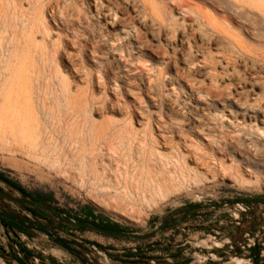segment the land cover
<instances>
[{
    "label": "rangeland",
    "instance_id": "1",
    "mask_svg": "<svg viewBox=\"0 0 264 264\" xmlns=\"http://www.w3.org/2000/svg\"><path fill=\"white\" fill-rule=\"evenodd\" d=\"M13 1L23 6L29 4L32 8L30 12L32 18H35L38 25L43 11L49 27L53 30L52 43H55V47L52 48L49 42L38 36L30 52L37 56L36 54L42 49H46L50 57L57 58V62L46 66L34 65L32 62L24 65L8 64L0 54L1 92L4 85L11 81V75L22 66V73L27 74L28 82L31 80L36 83L37 81L38 85H41L34 88L40 96L47 94L63 96L61 95L62 89L68 84L71 96L86 97L92 102L95 106L93 117L98 124H101L99 129L101 133L103 130L110 129L113 134L117 135L130 126L139 132L150 133L152 131L160 151L165 155H168L170 151L163 149L162 146L170 150L180 148L184 153L186 151L192 153L188 155L190 162L186 167L180 165L168 173L167 186L161 191L138 190L135 183L121 177L124 168L129 172L133 171L135 164L132 159H135L138 146L136 143L130 146L131 151L129 152L127 147L117 144L102 143L103 145L92 148L88 141L80 149V156L83 158L81 160L78 156V149L72 146L69 139H65L69 128L62 124L59 128L55 126L58 133L57 131L54 133V129L53 136L57 139L55 142L58 147L68 156V162L65 161L67 165L61 164L64 161L55 164L56 158L45 161L39 151L40 145L33 140L27 139L22 145L6 143L0 134V174L32 195H51L53 202L50 205L71 216L79 217L81 209L89 207L93 209L96 217L104 218L123 230L137 234L150 232L161 220L191 205L203 206L264 197L263 138H255L258 146L256 149L244 150L247 161H241L238 158L235 159L239 162L235 159L223 160V170L219 164L220 160L213 157L210 152L207 153L210 157H203L205 160L199 161L194 157V153L199 154L195 148L201 149V144L193 134L196 126L206 128L211 124H216L225 129L237 130L236 125L230 124L234 121L227 111L234 115L236 111L234 103L237 100L243 101L245 96H248V101L255 95L264 100V92H260V88L264 89V74L246 72L244 68L235 65V71L242 80L240 84L236 80H225L218 76L217 83L213 85L223 89L221 101H223L225 111L223 110L222 119L217 102L212 103V98L201 93L205 91L204 88H208V82L202 76L203 69L197 68L195 72L183 73L184 65L180 58L181 53L178 51V40L186 38L191 45L197 42V30L194 29L191 32L186 29L187 23L195 21L192 13L189 17L188 15L183 16L181 20V11L170 6L169 1L152 0L156 7V14L151 15L152 17L149 14L145 22H140L129 8L119 6L120 21L124 22L123 25L134 27L140 35L137 43L140 49L134 51V47L128 44L129 41L117 38L114 33L110 34L100 19L89 15L84 0ZM185 1L190 6L200 4V0ZM55 2L58 3L57 7L62 14V19L58 22L52 20V16L58 14L54 10ZM63 2L68 5V8L63 5ZM77 13L81 14L80 18H87L88 26L77 23L72 26L67 23ZM201 28L200 30H203V27ZM235 30L233 32L240 37V31ZM203 31L208 32L205 28ZM96 35L102 37L101 43L97 45L94 40ZM240 39L249 45L262 48L264 52V40L257 44L258 41L254 42L242 36ZM72 41L79 45H72ZM111 42L113 47L109 44ZM212 48V44L210 47L202 46L206 53H212ZM26 51L21 50L18 55H25ZM173 51H176V55ZM93 60L97 62L94 63ZM216 69L217 72L220 71L218 65ZM5 98L6 96H0V107L4 104ZM201 98L210 106L206 107L198 102ZM68 117L65 119L69 121ZM160 122L169 127L171 131L161 130ZM234 146L239 149L237 144ZM70 149L71 152L68 151ZM93 149L95 150L94 155H90ZM240 149L243 152L241 147ZM89 159L96 165V170L89 167ZM235 209L234 207H222L218 211H209L214 213L211 216H218V220L229 222V214H232ZM207 211L201 210L195 214V217H199L201 227L190 231L191 245L185 246L183 245L187 238L179 236L176 229L167 230L145 241H118L70 228L59 230L58 233L66 238L99 246L113 255L133 248L144 250L155 247L147 257L160 261L183 256L188 259V264H222L202 263V260L193 255L194 244L206 247V244L199 243L204 237L195 233L207 227L206 223L211 218L207 217L206 214H209ZM195 217L191 221L198 220ZM240 220L241 225L233 227L230 233L237 240H240L241 235L248 230L264 226V205L254 207L252 214L249 210L241 213ZM53 226H56L55 222ZM178 228L185 230L186 227L179 226ZM2 232L0 228V245L4 247V251L9 252L7 247L12 246L13 243L4 237ZM31 237L36 238L37 248L46 250L49 259L44 256L43 260H48V264H54L50 261L51 254L58 258L66 256L63 252L57 254L51 252L52 247L40 235L33 234ZM160 247L162 250H158V248L161 249ZM54 250L58 251L57 248ZM202 252L205 253V251ZM79 257L80 260L69 259L64 264H114L95 252L81 251ZM147 257L141 256V260ZM0 264L17 263H6L0 259ZM259 264H264V262Z\"/></svg>",
    "mask_w": 264,
    "mask_h": 264
},
{
    "label": "bare ground",
    "instance_id": "2",
    "mask_svg": "<svg viewBox=\"0 0 264 264\" xmlns=\"http://www.w3.org/2000/svg\"><path fill=\"white\" fill-rule=\"evenodd\" d=\"M167 1L174 9L181 11V20L183 16L187 17L188 15L189 17L191 13L195 16H193L195 21L187 23L186 29L197 30V42L191 45L186 38L178 40V51L181 53L180 58L184 65L183 73L186 71L195 72L197 68L203 69L202 76L208 82V88H204L205 91L201 93L212 98V103L217 102L223 119V110L225 111L223 101H221L223 89L213 85L217 83L218 76L225 80H236L240 84L242 80L235 71V65L244 68L246 72L264 74L263 49L249 45L240 39L242 36L254 42L258 41L257 44L264 40V0H200L201 5L195 6H190L184 0ZM84 2L89 15L100 19L110 34L114 33L117 38L129 41L128 44L134 47L133 50L139 51L137 43L140 40V35L134 27L123 25L124 22L122 23L118 17V8L121 5L129 8L140 22H145L149 14L150 16L156 14V7L152 0H84ZM55 4L54 10L58 14L53 15L52 20L58 22L59 19L61 21L62 14L57 7L58 3L55 2ZM63 5L68 8L65 2ZM52 7L53 5L51 11ZM31 10L29 4L23 6L16 4L13 0H0V54L8 64L24 65L32 62L34 65L46 66L57 62V58L50 57L46 49H40L37 56L31 54L30 48L38 36L49 42L52 48L55 47V43H52L53 30L49 27L43 11L38 25L35 18H32ZM80 15L79 13L75 14L67 23L72 26L74 23L88 26L87 18H80ZM201 27L203 30L204 28L208 30L209 33L200 30ZM234 28L240 31V37L233 32ZM101 38L100 35L94 36L96 45L101 43ZM109 44L113 47L112 42ZM211 44L214 54L203 51L202 46L210 47ZM72 45L79 44L72 41ZM21 50H27L26 54L18 55ZM173 52L176 55V51ZM217 65L220 70L218 72ZM21 67H18L17 71L11 75V81L4 85L3 91L0 90V96H6L4 104L0 107V134L6 143L22 145L26 143L27 139L33 140L37 145H40L39 151L44 160L56 158L55 164H60L62 161L64 162L61 164L65 161L68 162V156L63 153L64 150L58 147L55 142L57 139H54L53 136L54 129V133H56V127L59 128L62 124L69 128L66 136L68 138L65 137V139H69L72 146L78 149V156L81 160L83 158L80 156V149L88 141L92 148L100 144H117L127 147L129 152L131 151L130 146L136 143L138 146L135 159H132L135 164L133 171L129 172L124 168L121 177L135 183L138 190L161 191L167 186L168 173L180 165L186 167L190 162L188 158V155L192 153L190 151L184 153L180 148L170 150L162 146L163 149L170 151L168 155L162 153L152 131L150 133L139 132L128 126L124 132L117 135L113 134L110 129L103 130L101 133L99 131L101 124H98L93 117L95 106L86 97L71 96L68 84L62 89L61 95L63 96L48 94L40 96L34 88L41 85H38L37 81L36 83L31 80L28 82L27 74L22 73ZM30 78L33 79L32 76ZM202 86L201 84L200 87ZM260 92L263 93L264 89L260 88ZM247 97L245 96L243 101L237 100L234 103L236 108L234 115L227 111L234 121L230 124L236 125L237 130L232 129V131L216 124H211L206 128L196 126L193 134L201 144V149L195 148V151L199 152V154L194 153L197 160L210 157L207 155L210 152L213 157L220 160L221 170H223V160L238 158V160L247 161L244 150L258 147L255 138L264 139V100L260 99L258 95H255L250 101ZM198 102L206 107L210 106L203 98L198 99ZM67 116L71 121L65 119ZM162 125L161 130L171 131L169 127ZM162 141L166 142L163 139ZM234 144H237L239 149L241 147L243 152L241 149L240 151L235 148ZM68 151L71 152V149ZM94 152L93 149L90 155H94ZM238 160L237 162H239ZM88 163L89 167L96 170V165L90 159ZM65 164L67 165V163ZM236 262L241 264L240 261Z\"/></svg>",
    "mask_w": 264,
    "mask_h": 264
},
{
    "label": "water",
    "instance_id": "3",
    "mask_svg": "<svg viewBox=\"0 0 264 264\" xmlns=\"http://www.w3.org/2000/svg\"><path fill=\"white\" fill-rule=\"evenodd\" d=\"M24 204L28 205L32 209L41 210L44 212H47L51 217H53L58 224H65L71 229H84L91 232H95L101 236H104L106 238L110 239H123L127 241H145L149 240L165 231L164 229V223L160 222L156 227H154L150 232L145 234H137V233H130V232H124V231H115V230H108L102 227H99L98 225L91 223V222H84V221H74L71 218H68L66 215H64L61 211H59L57 208L51 206L48 203H42V202H34V201H24ZM264 205V197L257 198V199H250V200H238V201H228L224 203L219 204H209V205H203V206H192L189 207L183 211H181L184 214V217L178 220H174L170 224V228L177 227L180 224H182L186 219L187 216L193 212V211H199V210H217L221 207H235V206H242L243 208L250 211L252 214V209L256 206ZM175 213H173L174 215ZM0 218L8 220L17 226L21 227L22 229L26 231L33 232L34 234H38L41 237H43L46 242L52 247L51 252L58 253L63 252L66 256L64 258H58L54 256V254H51V261L53 262H60L61 264H64L66 260L77 258L80 260L79 253L81 251L83 252H95L99 256H104L106 259L112 261L114 264H150L151 261H144L140 259H124L122 256L124 253H117L113 255L112 253L105 251L101 248H97L93 244L89 243H82L75 239L66 238L61 236L58 231L53 233L48 228L43 226L41 223L37 221H30L28 219H21L16 215L3 212L0 210ZM4 230L2 232L3 236L7 238L10 241L15 240L16 242H21V237H23V234L17 233L13 231L12 229L8 228L5 225H0ZM27 240H30L31 237L25 236ZM3 247V246H2ZM8 248V251L10 254H16L20 258H22L26 264H34L33 257L31 255H28L27 253L19 250L16 243H13V245ZM4 248V247H3ZM54 248H57L58 251H55ZM44 250V249H43ZM46 252V250H44ZM47 254V253H46ZM48 255V254H47ZM188 260L186 257L183 256L175 258V259H167V260H155L154 264H176L183 261ZM82 262V261H81Z\"/></svg>",
    "mask_w": 264,
    "mask_h": 264
},
{
    "label": "built area",
    "instance_id": "4",
    "mask_svg": "<svg viewBox=\"0 0 264 264\" xmlns=\"http://www.w3.org/2000/svg\"><path fill=\"white\" fill-rule=\"evenodd\" d=\"M237 208L238 210H236ZM235 211L232 214H229L230 221L226 222V220H218V216H212V220H209L206 225L208 228L211 225H214L216 227H212L209 229V233L204 232L203 230H199L195 234L201 237H204L202 241L199 243L206 244V247L198 246L197 244H194V253L193 255L196 256L197 259L202 260V263H222V264H237L236 261H240L241 264H256V263H262L264 262V226H257L256 229H253L249 232H245L241 235L240 240H238L236 243L232 244V237L233 236H225L223 233L221 226H227L229 228L233 227H239L241 225L240 220V214L246 213L247 209L243 208L242 206H235ZM195 221H187L186 224H182L181 226L186 227L185 230H179L176 229L179 233V236H184L187 238L185 245H191V241H189L190 231H194L197 228L201 227L199 225L200 220ZM219 224V225H218ZM205 228V229H206ZM204 232V233H203ZM232 230L230 231V233ZM18 243V242H17ZM36 238L31 237L30 240H27L25 236L21 237V242L18 243L19 245L23 246L28 252H30L31 256L33 257V263L34 264H48V260L42 261L43 257H47L48 255L43 249H39L35 245ZM161 248V247H160ZM155 249V247H149L144 250H137L133 248L132 250L126 251V252H119L126 254H132V255H141V256H149L150 253ZM158 250H162L158 248ZM252 250H255V256L251 257L250 253ZM202 251H205L202 252ZM219 251H223V257H220V253H216ZM138 259V258H135ZM144 259V258H143ZM172 259V258H169ZM141 260V259H140ZM167 260V259H166ZM51 261V260H50ZM144 261H151L150 264H154L155 259L147 257L144 259ZM54 264H61L60 262H53Z\"/></svg>",
    "mask_w": 264,
    "mask_h": 264
},
{
    "label": "flooded vegetation",
    "instance_id": "5",
    "mask_svg": "<svg viewBox=\"0 0 264 264\" xmlns=\"http://www.w3.org/2000/svg\"><path fill=\"white\" fill-rule=\"evenodd\" d=\"M26 200L38 202L36 200L35 195H32V194L26 192L22 188L18 187L16 185V183L12 182L7 177L0 174V210L1 211L16 215L21 219H28L30 221H37V222L41 223L43 226H45L46 228H48L53 233H55L56 231H59V230L67 229L65 224H58L56 222V220L53 217H51L47 212H44V211L42 213L36 212V211H34L36 209H32L28 205L24 204V201H26ZM192 206H196V205H191V206H188L184 209L177 210L174 212L175 213L174 215L172 213L169 217L161 220V222L164 223L165 231L172 230V229H178L179 226H181L185 222L191 220L193 217H195V214H197L201 211V210H199V211L191 212L187 216V219L182 224H180L177 227L170 228V224L172 221L178 220V219H181L184 217V214L181 211H183L189 207H192ZM221 208H219V209H221ZM219 209L214 210V211H218ZM195 218H199V217H195ZM53 222L56 223L55 227L53 226ZM1 224L7 226L10 229H15L13 231H15L17 233L19 232V233L23 234L24 236L29 235L31 237V235L34 234L33 232L26 231L24 229H23L24 230V233H23L17 228L19 226H17L16 224H14L8 220L0 218V225ZM0 228H2V227L0 226ZM19 228H21V227H19ZM2 230H4V229L2 228ZM29 236H27V237H29ZM237 241H238L237 239H234V240L232 239V244L236 243ZM13 242L16 243L18 247L24 248L23 246L19 245L15 240H13ZM222 252L216 251V253H220V257H223ZM255 253H256L255 250H252L250 253V256L254 257ZM41 260L44 261L43 259H41Z\"/></svg>",
    "mask_w": 264,
    "mask_h": 264
},
{
    "label": "trees",
    "instance_id": "6",
    "mask_svg": "<svg viewBox=\"0 0 264 264\" xmlns=\"http://www.w3.org/2000/svg\"><path fill=\"white\" fill-rule=\"evenodd\" d=\"M18 187H20L18 184H16ZM21 188V187H20ZM36 197V200L38 202H42V203H48V204H51L53 202V197L50 195V196H40V195H35ZM36 212H40L42 213L43 211L41 210H34ZM63 214H65L68 218H71L73 219L74 221H84V222H91V223H94L96 225H98L99 227H102V228H105V229H108V230H115V231H124V232H128V230H123L121 228H119V226L115 225V224H112L110 223L108 220H105L104 218H101V217H96L94 215V212H93V209L89 208V207H84L81 209L80 213H81V216H71L69 214H67L66 212L64 211H61ZM66 228H69L67 225H65ZM21 232L24 233V230L17 227ZM71 229V228H70ZM12 230H15V229H12ZM72 230H75V231H79V232H91V231H88V230H84V229H72ZM91 233H95V232H91ZM97 234V233H95ZM99 235V234H97ZM29 236V235H27ZM30 237V236H29ZM114 240H118V241H127V240H123V239H114ZM12 243H14L12 241ZM94 245V244H93ZM96 246V245H95ZM8 247L12 248L11 246L8 245ZM98 248H100L99 246H96ZM19 250L27 253L28 255H31L30 252H28L26 249L22 248V247H18ZM102 249V248H101ZM105 251H108L106 249H103ZM179 256L177 257H173V259L175 258H178ZM122 258L124 259H131V258H138V259H142L141 258V255H132V254H126V255H123ZM0 259H2L4 262L6 263H11V262H16L17 264H26V262L20 258L18 255L16 254H10V252H6L4 251V248L2 247V245H0ZM188 260L186 261H183V262H180V263H176V264H188Z\"/></svg>",
    "mask_w": 264,
    "mask_h": 264
},
{
    "label": "crops",
    "instance_id": "7",
    "mask_svg": "<svg viewBox=\"0 0 264 264\" xmlns=\"http://www.w3.org/2000/svg\"><path fill=\"white\" fill-rule=\"evenodd\" d=\"M208 212V211H207ZM206 212V213H207ZM209 214H206L207 215V217L209 218V217H211V218H209V220H212V216L211 215H214V213L212 214V212H208ZM221 222H222V220H221ZM219 225V224H218ZM229 225H227V226H224V228H223V226H221V229H222V231H223V233L225 234V236L227 235V236H230V231L232 230V228H229L228 227ZM212 227H216V226H214V225H211V226H209L208 228H206V229H204L203 231L204 232H206V233H209V229H211ZM203 232V233H204ZM232 239L234 240V239H236V238H234V236L232 237Z\"/></svg>",
    "mask_w": 264,
    "mask_h": 264
}]
</instances>
